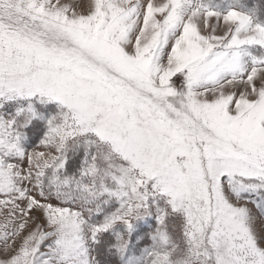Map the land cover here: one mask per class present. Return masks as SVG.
I'll list each match as a JSON object with an SVG mask.
<instances>
[{
	"label": "snow or ice",
	"instance_id": "6c2138e0",
	"mask_svg": "<svg viewBox=\"0 0 264 264\" xmlns=\"http://www.w3.org/2000/svg\"><path fill=\"white\" fill-rule=\"evenodd\" d=\"M0 264H264V0H0Z\"/></svg>",
	"mask_w": 264,
	"mask_h": 264
}]
</instances>
